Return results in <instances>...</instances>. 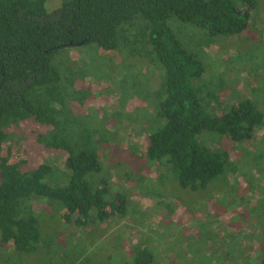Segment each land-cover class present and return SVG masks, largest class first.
<instances>
[{
  "label": "trees",
  "instance_id": "16d2710c",
  "mask_svg": "<svg viewBox=\"0 0 264 264\" xmlns=\"http://www.w3.org/2000/svg\"><path fill=\"white\" fill-rule=\"evenodd\" d=\"M47 4L0 0V234L14 264L30 258V264H98L91 250L75 247L74 238L58 242L47 227L55 219L43 226L40 219L43 209L58 211L64 225L74 223L88 238L90 225L107 226L130 214L126 199H112L108 178H100L109 146L119 144L123 152L119 183L141 190L165 178L198 190L229 173L261 172L264 109L245 98L264 91V28H258L264 27V12L258 0H51L57 7L52 12ZM91 47L96 63L66 54ZM224 49L236 54L225 59L209 52ZM110 58L120 76L114 84L117 103L123 99V74L135 64L160 75L157 114L149 124L154 132L143 138L142 161L150 171L134 166L136 155L108 130L113 120H123V103V112L89 111L92 95L77 88L92 76L102 83ZM234 70L239 78L244 72L250 77L248 94L231 86L237 83ZM255 72L261 81L255 82ZM205 76L211 84L195 86ZM201 134L215 149L202 145ZM51 158L65 160L60 176H54ZM154 169L157 181L148 176ZM258 191L264 193L255 189L256 196ZM258 212L264 217V200ZM113 246L123 250L117 237ZM104 254L110 264H157L147 248L119 258Z\"/></svg>",
  "mask_w": 264,
  "mask_h": 264
},
{
  "label": "rangeland",
  "instance_id": "374dc122",
  "mask_svg": "<svg viewBox=\"0 0 264 264\" xmlns=\"http://www.w3.org/2000/svg\"><path fill=\"white\" fill-rule=\"evenodd\" d=\"M53 1L57 5L60 2V0ZM258 5L259 10L262 9L264 12V0H258ZM56 8L52 7L51 0H48V11L52 12ZM258 28L264 27L258 25ZM93 48H76L66 54L70 52L76 61L92 58L96 63L97 57L92 54L95 52ZM209 52L213 56L225 59L236 54L226 49ZM107 61L102 83L95 82V76H92L88 77L86 82L77 85V88L92 95L94 102L89 106V111L91 108H105L111 112L116 109L123 112V108L120 107L123 103L125 108L123 120H113L108 130L123 142V147L136 155L138 161H134L136 164L134 166L146 167L147 165L142 161L146 149L143 138L146 133L154 132V127L149 124H153L157 114L156 94L160 88V75L152 66L142 69L135 64L130 73L123 74L124 92L119 104L118 90L114 88L115 82L120 80V76L115 77L117 75L115 73H118L117 64L112 58ZM232 73L237 74L234 79L237 83L231 86L248 94L250 77L244 72L241 73L240 79L239 72L234 70ZM257 73L255 72V82L261 81V75ZM210 84V77L207 76L195 82V86ZM245 98L256 101L257 105L264 109V91L247 95ZM259 136H264V131H260ZM199 140L208 149H215L213 140L207 134H201ZM215 141L218 148L219 140L215 139ZM109 145H112V142ZM248 146L242 147L250 151L247 149ZM109 148L111 149L109 155L104 157V152L102 153L103 171L100 178H108L112 199L117 195L126 199L130 214L120 222L113 219L110 225L106 224L107 226L100 223L90 225L87 231L88 238H83L82 232L74 223L64 225L58 211L43 209L40 224L43 226L42 222L55 219L47 227L58 234L56 239L59 243L65 236L74 238L77 240L75 247L79 250H91L90 255L96 257L94 260L98 261V264H110L104 253L119 258L123 254V257L127 256L129 250L131 253V250L137 247L152 251L157 264H260L264 260V217L262 212L255 213L264 200V193L258 191L257 196L254 194L255 189L264 192V165L261 172L240 171L241 174L238 176L226 174L203 189H182L176 181L173 184L170 178H165L163 184L157 187L147 184L149 186L141 190L135 188L131 182L119 183L116 176L123 173V152L119 144ZM233 156L239 155L233 153ZM49 163L56 168L54 176H60L61 171H66L65 160L62 158H51ZM150 167H146L147 171H150ZM240 175L242 177L239 178ZM148 176L153 181H157L159 174L154 169L153 172L148 173ZM256 182L261 184L257 185ZM116 237L119 239L120 249H123L120 250L121 255H116L114 251L118 250H113ZM83 239H86V248L81 243ZM63 249L65 250L64 246ZM12 259L13 257L10 259L3 251L0 234V264H14ZM24 263H32V258L30 261L25 260Z\"/></svg>",
  "mask_w": 264,
  "mask_h": 264
}]
</instances>
